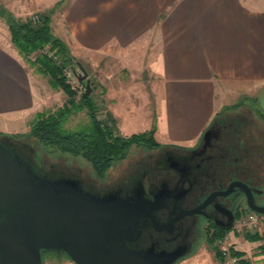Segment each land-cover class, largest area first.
<instances>
[{
  "label": "crops",
  "instance_id": "1",
  "mask_svg": "<svg viewBox=\"0 0 264 264\" xmlns=\"http://www.w3.org/2000/svg\"><path fill=\"white\" fill-rule=\"evenodd\" d=\"M29 4L51 13V33L71 54L99 59L106 51L123 52L138 66L141 59L133 55L149 48L151 56L146 63L141 60L137 78L145 67H152L150 73L157 80L152 99L138 86L136 103L129 111L117 105L111 110L112 119L121 120L122 128L117 130L122 136L154 127L161 148L191 150L213 123L246 107L255 118L232 124L233 145L253 171H264V139L260 138L264 134V0H0V6L16 11H26ZM5 27L0 30V123L24 121L27 133L42 112L39 73L12 45ZM101 93L112 95L106 87ZM241 97L256 111L238 105ZM153 98L158 107L148 111ZM240 127L252 140H242L236 129ZM225 236L232 238L242 260L255 264L249 261L252 248H261L257 253L264 259L263 248L249 243L245 235L241 239L232 231ZM238 242L242 248L235 247ZM209 248L211 264H222Z\"/></svg>",
  "mask_w": 264,
  "mask_h": 264
},
{
  "label": "water",
  "instance_id": "2",
  "mask_svg": "<svg viewBox=\"0 0 264 264\" xmlns=\"http://www.w3.org/2000/svg\"><path fill=\"white\" fill-rule=\"evenodd\" d=\"M75 66L88 97L91 81L80 63ZM235 186L247 195V208L263 215L249 189ZM159 208L139 192L99 194L75 177L41 173L0 141V264H43L46 254H61L72 264H176L186 255L129 246L148 220L160 230Z\"/></svg>",
  "mask_w": 264,
  "mask_h": 264
},
{
  "label": "flooded vegetation",
  "instance_id": "3",
  "mask_svg": "<svg viewBox=\"0 0 264 264\" xmlns=\"http://www.w3.org/2000/svg\"><path fill=\"white\" fill-rule=\"evenodd\" d=\"M231 126L225 120L213 123L207 142L202 139L191 150L167 147L149 151L111 186L96 188L80 181L86 190L99 194L131 197L139 192L146 200L157 201L160 230L148 220L129 246L187 256L199 240L233 231L237 218L249 210L247 195L235 185L246 186L253 206L264 212V171L257 174L245 156H240Z\"/></svg>",
  "mask_w": 264,
  "mask_h": 264
},
{
  "label": "rangeland",
  "instance_id": "4",
  "mask_svg": "<svg viewBox=\"0 0 264 264\" xmlns=\"http://www.w3.org/2000/svg\"><path fill=\"white\" fill-rule=\"evenodd\" d=\"M0 13H4L6 16L5 18L0 17V30H5L7 26V19L8 17H12L14 19H31L33 21L34 18H41L42 16L49 15L50 12H40L37 10L36 6L33 4L28 5V9L26 11L21 10H13L12 7H4L0 6ZM41 13V14H40ZM43 13V14H42ZM34 22V21H33ZM39 22V21H38ZM35 23V22H34ZM37 23V22H36ZM54 34H57L54 31ZM67 47V46H66ZM68 49V48H67ZM43 54L47 57L53 58L56 63H60V59L58 56H55L53 52L49 51L48 48L44 49ZM69 52V50H68ZM70 56L74 58L84 70L87 72L88 78L91 81L93 87V93L90 95L92 96V101L99 107L98 111V119L105 120L106 117L111 116V110L115 105H117L120 109L122 107L127 106V110L129 111V107H131L132 103H136V94L137 87L139 86L143 93H147L150 95L152 99V90L153 86L156 84L157 80L155 77H152L151 68L152 67H145L144 74L141 75V78H137L139 72V65L141 60L143 62H147L151 56V52L148 47H143V50L133 57L140 58V62L138 66L132 61V57H129L127 53H121L116 51H106L102 57L100 56L99 59L92 58V57H83L78 54H71ZM39 54L36 53L30 57L31 61H34ZM131 55V56H132ZM145 59V61H144ZM148 64V63H147ZM141 67V66H140ZM72 68L75 69L74 74L72 72ZM34 69V68H33ZM80 71L77 66L67 67L63 74L66 78L67 84L70 86L71 90L74 91L77 96L76 100L78 101L80 96L84 93V86L77 80L76 75L79 74ZM38 89L40 90L41 94V109L43 111H51L54 112L58 109H61L63 106L66 105L67 97L61 90H54L49 85V78L39 74L38 77ZM35 78V79H36ZM141 80V81H140ZM139 82H142L143 85L140 86ZM106 87L107 90L112 92V95H105L101 93V88ZM145 87V88H144ZM131 95H133L131 97ZM132 98V99H130ZM243 98H239L236 102L238 105L243 103L244 105H248L252 109L256 111L255 106L250 103L243 102ZM154 104L148 106V111L150 108L158 107L157 101L155 98L152 100ZM128 104V105H127ZM109 113V114H108ZM227 113V112H226ZM225 123H241L245 124L251 122L255 118L252 115V112L249 111L246 107L240 108L238 111H232L231 113L228 112L225 115ZM112 119V116H111ZM116 128H122L121 120L114 119ZM254 122V121H253ZM89 125V119L87 117L86 111H82L78 114H74L70 116L68 121L65 124V129L68 132H74L78 129L85 128ZM26 124L23 122H17L16 124H3L0 123V134L3 135H21L23 138L21 139L22 144L30 149L31 156L37 165L42 168L43 170L54 171L57 174L61 173L66 176H74L77 177L79 180L87 183L88 185H92L96 188L104 187V186H111L118 181H120L126 174L127 171L133 167L136 162L142 161L144 157L147 155L149 151L144 147H133L129 150L128 155L126 158L120 162L115 163L113 168L107 173L104 179H99L96 177L91 165L82 157H74L69 154H62L58 151H53L51 149H46L41 146L36 140L28 136V133H24L26 131ZM238 130V135L242 137V140H252L253 137H249L250 133L245 130V128H236ZM118 135L123 138H129L122 136L119 131H117ZM139 135V134H137ZM256 135V134H255ZM133 136V135H132ZM235 137V136H234ZM264 139V134L261 133V137ZM252 143V142H251ZM264 146V145H263ZM255 160L257 161L258 158ZM258 161H262L259 159ZM230 235L232 234V230L228 232ZM244 235H240L241 239ZM231 242H232V238ZM251 244H259L258 242H249ZM235 245V244H234ZM256 245V246H257ZM236 248H242L241 242H238L235 246ZM259 247V246H258ZM214 250V248H213ZM261 248H252L250 253L246 252L247 255L250 254L251 259L249 260L255 264H263L264 259H260ZM255 252V253H254ZM264 254V253H263ZM203 256V258L200 256ZM46 258V259H45ZM213 258L212 249L209 248L208 245L204 242V240H199L193 247V250L184 257L180 262L177 264H211V260ZM44 264H72L70 261H65L61 263L65 257L61 254H47L45 257Z\"/></svg>",
  "mask_w": 264,
  "mask_h": 264
},
{
  "label": "trees",
  "instance_id": "5",
  "mask_svg": "<svg viewBox=\"0 0 264 264\" xmlns=\"http://www.w3.org/2000/svg\"><path fill=\"white\" fill-rule=\"evenodd\" d=\"M5 16L4 13H0L1 18H5ZM162 17L163 15L160 16V18ZM6 22L11 43L25 62L39 74L48 77L52 89L61 90L67 97L66 105L61 109L54 112L43 111L35 116L29 126V137L46 149L82 157L91 165L99 179H104L115 163L124 160L131 148L144 147L148 150L161 148L154 139V127L149 132L133 135L127 139L123 138L117 134L118 130L111 116L106 117L105 120L98 119L99 107L92 101V96L84 97L82 94L78 101L75 99L77 94L67 84L63 72L67 67L75 66L76 60L70 56L66 45L52 35L49 15L42 16L37 23L31 19L22 20L12 17H8ZM46 48L58 56L60 63H56L53 58L43 54L42 51ZM36 53L39 55L34 61H31L30 57ZM82 111H86L89 125L74 132H68L65 129L66 122L70 116ZM22 138L21 135L0 134L2 143L41 173L44 172L49 176L62 175L40 168L32 158L30 149L22 144ZM225 235L226 232L209 235L206 237V242L214 248L215 241L222 239ZM244 238L249 242L259 241V237L256 235L245 234ZM233 254L240 258L243 256L237 252H233ZM215 255L221 262L216 250ZM45 259H43V264ZM240 264L249 263L242 260Z\"/></svg>",
  "mask_w": 264,
  "mask_h": 264
},
{
  "label": "built area",
  "instance_id": "6",
  "mask_svg": "<svg viewBox=\"0 0 264 264\" xmlns=\"http://www.w3.org/2000/svg\"><path fill=\"white\" fill-rule=\"evenodd\" d=\"M36 23L39 19L34 18ZM233 233L236 235H256L259 237L258 246L264 248V217L247 210L242 213L235 223ZM234 244L231 242L230 237L225 236L218 239L214 243V248L218 252L222 264H240L242 259L233 254Z\"/></svg>",
  "mask_w": 264,
  "mask_h": 264
}]
</instances>
